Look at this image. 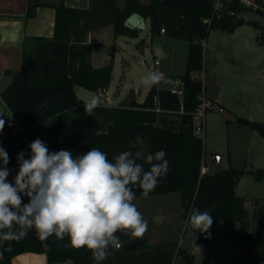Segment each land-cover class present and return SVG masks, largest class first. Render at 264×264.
<instances>
[{"label": "trees", "instance_id": "obj_1", "mask_svg": "<svg viewBox=\"0 0 264 264\" xmlns=\"http://www.w3.org/2000/svg\"><path fill=\"white\" fill-rule=\"evenodd\" d=\"M216 0H91L89 8L68 6L65 0H28L26 19L35 17L37 8H55V31L52 37H26L24 58L15 72L14 81L1 91V97L24 131L12 134L5 127L0 133V146L9 155L10 166H17L21 152L29 158V144L39 138L50 151L71 150L74 155L90 148H99L108 159L123 151H143L145 156L163 149L169 161L166 177L160 179L150 195L178 192L188 220L193 208L209 211L213 221H237L242 229L244 257L233 264H264V220L251 228L255 218L264 217V201L258 200L250 216L246 199L239 196L236 187L245 174L230 166L216 172L200 175L205 154L204 139L196 132L195 115L201 104L200 95L207 91L201 73L205 71V42L212 29L233 32L249 22L260 29L264 42V23L249 18L246 11H256L240 0H223L220 8ZM262 4L261 0H257ZM138 14V15H133ZM150 21L152 38L162 34L189 41L185 71L180 77L182 96L170 88L151 86L143 101L133 90L118 104H103L91 116L85 113L87 102L76 94V86L90 91L109 89L113 80L114 50L111 61L95 67L91 51L86 47L89 32L112 25L115 36L138 37ZM142 25V27H141ZM210 100V99H209ZM214 109L215 104L211 101ZM68 117L72 120L68 121ZM0 119H3L0 115ZM4 120V119H3ZM5 126L9 120H4ZM264 136V122L243 117L235 120ZM140 138L139 141L137 138ZM135 144V147H131ZM145 170L150 165L143 160ZM2 163V162H0ZM262 175V173H261ZM136 197L141 190L134 187ZM23 197V203H28ZM120 242L130 243L135 237L118 232ZM69 240L58 241L55 236L39 239L35 230L18 242H0L3 257L0 264H13V258L24 253H46L49 263L73 260L75 264L96 261L86 249L65 247ZM90 253V254H88ZM181 255L188 264H194V253L179 246L178 241L155 243L139 249L112 248L100 264H172L175 255Z\"/></svg>", "mask_w": 264, "mask_h": 264}, {"label": "clouds", "instance_id": "obj_2", "mask_svg": "<svg viewBox=\"0 0 264 264\" xmlns=\"http://www.w3.org/2000/svg\"><path fill=\"white\" fill-rule=\"evenodd\" d=\"M161 82L174 83L157 72L140 80L147 87ZM100 102L98 97L92 98L84 104L85 113L91 116ZM4 127L5 121L0 119V133ZM28 147L29 158L23 152L17 155L19 170L9 182L10 158L0 146V242H8L6 251H11V242L35 230L42 241L53 235L58 241L67 237L65 247L84 248L99 264L107 259L110 248L122 247L118 232L135 238L145 235L148 223L134 203L133 188L138 187L147 198L166 177L169 161L163 149L146 156L143 151L126 150L109 160L99 148L77 155L65 149L50 151L39 138ZM141 160L150 165L149 170L138 162ZM24 196L29 200L26 204ZM184 223L208 238L213 216L193 208ZM194 253L202 255V246L196 244Z\"/></svg>", "mask_w": 264, "mask_h": 264}, {"label": "rangeland", "instance_id": "obj_3", "mask_svg": "<svg viewBox=\"0 0 264 264\" xmlns=\"http://www.w3.org/2000/svg\"><path fill=\"white\" fill-rule=\"evenodd\" d=\"M245 14L249 18L255 17L264 23L262 18L256 17L251 11H246ZM260 31L249 22L238 26L233 32L214 28L204 44L205 63L208 68V78L205 77L204 84L209 95L211 91H218L220 98V104L206 112V130L200 135L205 143L204 156L211 173L230 166L245 170L236 192L239 196L245 197L250 214L256 212L255 206L258 200L264 201V136L235 120L239 116L264 122V42H260ZM153 38L156 44L166 52L160 55L161 65L157 68L158 70L169 68L170 72L168 71L166 79L170 78L174 81V75L179 78L185 71L189 41L167 35H155ZM100 39L103 44L94 46L98 57H105L114 50V53H122L134 68L133 71L131 69L126 71L121 88L122 93L126 95L132 87L136 91L141 87L146 93L149 87L141 85L140 80L148 73L154 72L151 65L155 62L150 22H146V28L140 32L138 38L126 35L115 36L112 31H109V33H103ZM214 73L222 77L221 83L214 81L212 77ZM121 74V70L117 68L114 89L111 91L113 98ZM162 85L172 86L173 83L162 82ZM82 93H85L88 98H84ZM77 96L88 101L98 97L102 102L100 92L83 87H78ZM213 153L218 154L219 161H214ZM171 196L174 199L170 210L172 215L176 214L178 217L177 222L174 223L179 231L176 236L179 244L185 246L182 242L189 239L186 247L192 253L196 244L202 246V255L194 253V264H217L219 259L227 261L237 256L243 259L242 251L236 256H228L229 249L218 254V257L215 240L227 243L236 239L231 236L225 239L223 237L214 239L211 235L208 238L198 239L199 232L186 227L185 221H182L185 210L180 193L175 192ZM135 204L148 223L146 235L152 240L167 237L170 239L173 236L169 235L173 232L174 223L172 228L170 227L171 232L168 226L162 225L158 206L151 201H146L143 197L136 198ZM192 236L194 239L191 238ZM174 259V264H188L181 255L176 254Z\"/></svg>", "mask_w": 264, "mask_h": 264}, {"label": "crops", "instance_id": "obj_4", "mask_svg": "<svg viewBox=\"0 0 264 264\" xmlns=\"http://www.w3.org/2000/svg\"><path fill=\"white\" fill-rule=\"evenodd\" d=\"M66 4L68 6L72 7H79V8H89L91 0H65ZM28 8V0H0V115L4 120H9V123H14L15 121H12L14 119V114L12 111L7 107L6 103L1 97V91L4 90L7 86H9L14 81V74L16 71H18L23 63L24 58V49H23V43L26 37H32V36H47L52 37L54 35L55 31V15L56 10L53 7L50 6H40L37 8V13L35 17L26 19L25 14L27 12ZM149 21V19H147ZM146 21V22H147ZM150 22V21H149ZM112 29V30H110ZM112 31L114 34V28L112 25L106 26L100 30H95L89 32V35L87 37V40L85 42L86 47L90 49L91 51V62L93 66L98 67L105 64H108L111 61V55L110 53L106 55L105 57H98L97 54L94 51V46H98L103 44L102 39H100L101 35L105 32ZM115 35V34H114ZM161 36L164 35V33L160 34ZM139 37V36H138ZM136 37V38H138ZM152 53L155 56V61L159 60L160 63L158 65H161V60L159 59L160 55L166 54L164 50L161 49V47L156 44L154 41V38H152ZM206 43V42H205ZM106 44V43H105ZM119 47H122L119 45ZM114 59V69H113V80L111 82V85L109 89L106 90V93L110 96L111 102L113 105H118L128 94V92L125 94L122 93L121 88L123 84V78L126 75V71L131 69L132 71L134 68L131 66L128 59L122 54L114 53L113 55ZM97 60V61H96ZM154 62L153 65H151L154 69V72L162 71L165 73V79L167 77L169 68H165V70H158L157 66ZM119 68L122 72L119 82L116 84V90H114V98L112 97V89H114V81H115V75L116 70ZM170 72V71H169ZM205 74L206 78H208V68L205 63ZM214 81H217L218 83L222 82V77L218 76L217 74H212ZM175 75L173 76L174 79ZM78 87L76 86V93L78 95ZM159 88H172V86L162 85V82L158 84ZM84 88V87H83ZM150 88V87H149ZM147 89L146 93H144L139 88L138 91L134 87L130 89L133 90L136 94V97L139 101H143L146 97V94L149 90ZM100 92V91H98ZM206 94L208 98L214 102L215 107L216 105L220 104V98L218 91L214 92L211 91L209 95L206 91ZM82 96L84 98H88V96L85 93H82ZM121 98V99H120ZM83 99V98H81ZM86 102H89L88 100L83 99ZM102 103V102H101ZM222 106V105H221ZM72 118L68 117V121H71ZM17 123V122H16ZM18 124V131L20 132L21 137L24 136V131L22 127ZM216 155L218 154L213 153L212 156L214 157V161H219L220 157L216 158ZM7 168L9 169V176L8 180L9 182L13 181L15 175L17 174L19 170V165L17 166H10L7 165ZM210 172V171H209ZM238 187V186H237ZM236 187V191H237ZM172 193H165V194H157V195H149L146 198V201L153 202L156 206H158V214L162 217V225L168 226L171 232L172 224L174 222H177L178 217H176V214L172 215L171 213V206L173 203V196ZM140 198L142 196H137V198ZM135 203V200H134ZM247 203V202H246ZM185 214V213H184ZM253 213L250 214L252 217ZM264 220V217H258L255 218L251 223V228L254 230L257 228V225ZM182 221H186L184 218V215L182 216ZM171 227V228H170ZM220 232H222L220 234ZM179 233L177 230V226L174 223L173 225V232L170 233L169 236L166 239H159V240H152L148 235H144L140 238H135L131 240L130 242L140 240L141 241V247L142 246H150L155 243H162V242H170V241H178L176 236ZM211 236H213L214 239L217 237H223L225 239L226 237H233L236 239L235 241H227V243L219 242L218 240H215V250L218 251V254H221L222 252H226L229 249L228 256H236V254L243 252V242H242V229L240 226V223L237 221H213V225L210 228ZM191 238L194 239L192 236ZM189 239H185L182 244V247L186 248L188 252V248L186 247V244L189 242ZM181 246V245H180ZM210 246V244H209ZM139 247V248H141ZM136 248V249H139ZM192 253V252H190ZM219 257V255H218ZM243 259H241L240 256L233 257L232 260H221L219 259V262L217 264H233L236 262H240ZM13 264H75L73 260H67L65 262L61 263H49L47 259L46 253H24L17 255L13 258ZM90 264H97V261H93ZM100 264V262H99Z\"/></svg>", "mask_w": 264, "mask_h": 264}, {"label": "built area", "instance_id": "obj_5", "mask_svg": "<svg viewBox=\"0 0 264 264\" xmlns=\"http://www.w3.org/2000/svg\"><path fill=\"white\" fill-rule=\"evenodd\" d=\"M241 2H243L246 6L248 7H252L254 11H256L258 8H261L262 11L264 12V0H261L262 4H258L257 0H240ZM223 4V0H216L215 2V6L216 8H220ZM256 17H259L256 12H253ZM262 19L264 20V15L262 17ZM161 32L165 33V29L161 28ZM160 63L159 60L155 61V64L158 65ZM157 73H161L163 75V77L165 78V73L162 71H157ZM201 77L202 80L204 82V79L206 77L205 71H203L201 73ZM181 84L180 79H174V83H173V87L171 88L173 92L177 93L178 95L182 96L183 91L182 89L179 87V85ZM100 95L102 97V103L103 104H112L111 102V98L110 96L104 92V91H100ZM200 99H201V104L198 107L197 111H196V115H195V122H196V132L201 135L203 133H205L206 130V112L208 111V108H210L212 106L206 91L203 90L201 95H200ZM209 172V168L207 167V161L205 159V156L203 157V161L201 164V169H200V175H205ZM222 232H220L221 234ZM207 234L206 233H200L199 232V236L198 239L200 238H206ZM180 246V244H179ZM175 260V259H174ZM174 260L172 262V264H174Z\"/></svg>", "mask_w": 264, "mask_h": 264}, {"label": "water", "instance_id": "obj_6", "mask_svg": "<svg viewBox=\"0 0 264 264\" xmlns=\"http://www.w3.org/2000/svg\"><path fill=\"white\" fill-rule=\"evenodd\" d=\"M5 129H6L8 132L12 133V134H16L17 131H18V124H17L16 122H14V123H9V124H7V125L5 126ZM216 158H218L217 155H216ZM120 243L122 244V247H123V248H127V249H136V248L141 247V241H140L139 239L136 240V241L130 242V243H128V244H124V243H122V242H120ZM110 249H112V248H110ZM110 249H109V250H110ZM88 254H90V253H88Z\"/></svg>", "mask_w": 264, "mask_h": 264}]
</instances>
